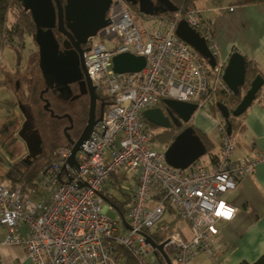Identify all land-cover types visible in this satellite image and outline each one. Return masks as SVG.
Returning <instances> with one entry per match:
<instances>
[{
	"label": "built area",
	"instance_id": "2783aa9c",
	"mask_svg": "<svg viewBox=\"0 0 264 264\" xmlns=\"http://www.w3.org/2000/svg\"><path fill=\"white\" fill-rule=\"evenodd\" d=\"M174 13L133 14L124 0H111L108 23L83 53L91 85L108 100L106 110L73 164L68 144L41 168L35 186L0 183V246L22 245L33 264H167L146 239L147 230L156 232L164 221L162 230L171 232L162 241L163 250L172 264H190L212 252L218 223L231 220L236 211L224 193L252 174L264 157L234 158L235 141L218 120L220 148L214 159L199 158L183 169L165 161L166 147L156 142L145 110L174 99L210 112L233 95L223 79L228 59L219 56L210 22L195 5L181 19ZM179 20L205 41L213 66L176 35ZM125 52L143 56L144 67L114 72L113 56ZM254 101L264 104L263 90ZM115 175L130 193V208L122 215L126 226L108 202L109 179ZM107 211L117 212V218ZM167 215L186 223L188 236Z\"/></svg>",
	"mask_w": 264,
	"mask_h": 264
},
{
	"label": "water",
	"instance_id": "95a60500",
	"mask_svg": "<svg viewBox=\"0 0 264 264\" xmlns=\"http://www.w3.org/2000/svg\"><path fill=\"white\" fill-rule=\"evenodd\" d=\"M24 10L30 12L35 32L33 40L38 49V67L41 75L48 87H55L54 92L58 91L61 100H73L77 95H72L70 85L77 82L80 94L88 93L89 106L86 123L77 139L72 140L68 137L69 144L72 146L68 162H75V154L80 150L81 145L88 137L94 124L101 120L103 116V104L98 117L95 115L97 95L95 88L86 74L83 60L82 45L87 44L90 38L104 27L108 20L106 14L110 8L111 0H18ZM127 4L137 6L138 12L145 15H155L157 12H176L177 8L169 0H124ZM65 36L63 48L61 49L55 38L53 28ZM176 35L185 43L190 45L200 56L208 61L210 65L215 64L205 41L193 30L185 20H179L175 29ZM112 67L116 73L140 71L145 65L143 56H136L131 53L116 54L112 58ZM223 79L232 90L233 94L239 93V88L245 81V58L240 52H233L228 58V64L224 69ZM263 85V79L257 75L250 83L248 90L242 96L238 105L230 112L221 102L216 104V109L226 123L228 133L231 132V125L228 121L229 115L239 116L254 102L257 92ZM43 109H49V102L44 99ZM168 110V116L163 114L160 107L147 109L143 112V117L147 122L161 129L171 127V122H183L185 127L173 138L166 146L164 155L165 161L174 168H186L194 161L206 153V148L200 137L195 133L194 128L188 125L192 115L197 110L196 104L178 101L174 99H164L162 101ZM25 117L19 136L25 142L28 156L35 157L41 153V139L39 134L30 138L25 134L28 117L23 107L20 105ZM55 117H65L70 123L72 119L68 114ZM122 223H127L122 215ZM157 252L163 257L167 264H172L167 253L163 250L164 242L157 244L152 238L147 237Z\"/></svg>",
	"mask_w": 264,
	"mask_h": 264
},
{
	"label": "crops",
	"instance_id": "0c3cea01",
	"mask_svg": "<svg viewBox=\"0 0 264 264\" xmlns=\"http://www.w3.org/2000/svg\"><path fill=\"white\" fill-rule=\"evenodd\" d=\"M194 5L203 18L210 22L221 58L228 59L233 52H240L244 58L253 61L264 74V4L235 6L232 0H195ZM229 7H233V10L230 11ZM18 71L6 72L5 77L0 80V84H8L6 92L9 91V95L6 93L0 97V112L4 111L3 107L9 106V96L19 100L24 112L27 107L34 108L35 77ZM203 111V116H198L196 121L191 117L188 124L205 134L213 145L212 152L218 154L220 138L215 124L221 120V115L212 109L210 112ZM242 122L244 129L233 135L236 144L234 158L257 155L264 157V104L254 101ZM204 155L203 161L210 158L209 155ZM123 183L125 182L122 180L121 185L126 189ZM108 189L114 191L110 183ZM223 199L236 208L233 218L218 223V234L213 239L212 252L200 254L190 264H239L241 261L252 263L264 253V159L252 174L241 178L233 189L224 193ZM173 217L166 216L173 221L176 228L188 236L186 223L175 221ZM20 230L25 232L24 227ZM2 235L3 230L0 228V236ZM0 260L1 264H33L20 244L0 246Z\"/></svg>",
	"mask_w": 264,
	"mask_h": 264
},
{
	"label": "trees",
	"instance_id": "16d2710c",
	"mask_svg": "<svg viewBox=\"0 0 264 264\" xmlns=\"http://www.w3.org/2000/svg\"><path fill=\"white\" fill-rule=\"evenodd\" d=\"M173 3V5L177 8V12L181 15L184 10L190 6L194 5L195 0H169ZM232 4L235 6H243V5H255L260 6L264 4V0H232ZM129 7L134 10L135 13L138 12V7L128 4ZM170 14L174 15V12H157L156 14ZM11 15L13 20L8 21V16ZM35 32V26L33 24L30 12L24 10L22 5L18 0H0V45H10L14 47L18 52H22L25 48V39L27 37L33 40V34ZM55 37L58 42H60L63 36L54 32ZM87 44L86 46H88ZM260 75L263 79V85L256 95L260 93V91L264 88V74L258 69L257 65L250 60L245 58V81L244 84L239 88L238 94H233L229 97H224L221 99L223 104L228 108L231 112L239 103L242 96L248 90L251 81L257 76ZM40 86L35 85L33 95L35 97L36 105L41 103V99L39 97ZM97 100H100L104 103V111L108 105V100L106 97L102 96L100 92H96ZM47 101L49 102V109L53 112V115H50V111L42 108L40 111V117L38 125L40 127V131L42 132V139L45 147L44 153L37 157L35 161L30 166H26L21 162L17 161L12 164L4 179L9 181L11 184L20 183L25 186H35L38 179V173L41 168L49 163L55 156V152L58 148L62 146H66L69 144L68 137L72 140L77 139L84 127V123L87 116L88 109V101H80L78 102V112H74L71 110V107H68L70 101L65 102L60 99L51 92L48 93ZM75 103V102H74ZM71 103V104H74ZM163 105V103H160ZM249 108V107H248ZM247 108V109H248ZM212 110L214 112H218L216 107H213ZM247 111V110H246ZM244 111L239 116L229 115L228 121L231 125L230 135H233L237 131H242L244 129L243 118L246 114ZM64 114H69L72 119L71 127L64 131V128L69 126L67 118L65 117H55L54 115L62 116ZM97 117L99 114L96 115ZM221 121L225 123L223 118L221 117ZM226 124V123H225ZM149 125L154 129H160L159 127ZM190 125V124H188ZM192 126V125H191ZM185 124L182 126H175L172 129H162V131L154 136L155 139H162L165 141L166 145H168L175 135H177L183 128ZM195 130V133L200 137L206 148V155H209L211 159H214L216 154L212 152L213 145L210 140L207 138L205 134L200 132L194 126H192ZM109 183L112 187H114V191H111V197L108 199L116 210L121 215H126L130 208L131 199L130 193L122 187V178L118 176H113L109 179ZM173 221H171L172 223ZM164 221L158 222L156 225L157 231H149L147 230L148 235L157 243L162 242L171 232L162 230V226ZM160 259V258H159ZM239 264H264V253L260 255L255 261L249 263L247 261H241Z\"/></svg>",
	"mask_w": 264,
	"mask_h": 264
},
{
	"label": "rangeland",
	"instance_id": "374dc122",
	"mask_svg": "<svg viewBox=\"0 0 264 264\" xmlns=\"http://www.w3.org/2000/svg\"><path fill=\"white\" fill-rule=\"evenodd\" d=\"M131 9V8H130ZM133 14H136L134 10H132ZM8 21H12L13 18L11 15L7 18ZM95 40V38H93ZM25 48L22 52H18L14 47L10 45H0V80L5 77V73H29L31 77H38V69H37V49L34 47L33 41L31 38L27 37L25 39ZM31 64V66H29ZM6 83L2 82L0 84V97L3 94H8L9 91L6 92ZM12 94V93H11ZM10 97V99H9ZM10 103L8 102L7 107H3L4 111L0 112V183L3 181H7L4 179V176L12 166V164L16 163L20 158H22L27 152L25 142L20 138L19 131L22 127V123L24 121V115L20 108V102L14 96H9ZM43 103L41 102L38 105H34L35 117L37 120V124L39 122L40 117V109L42 108ZM68 107H71V110L74 112H78V104H69ZM203 109H198L192 116L195 121L198 119V116H203ZM211 114V113H210ZM191 118V120H192ZM204 118V117H203ZM190 122V121H189ZM40 129V127H39ZM162 129H155L156 134L160 133ZM155 134V135H156ZM156 142L161 147H166L165 141L162 139H155ZM205 155L201 156L203 159ZM125 185L126 190H129ZM36 199V197H34ZM107 215L112 218H117V212L107 211ZM119 227L122 228L121 222H119ZM172 261H174L171 256ZM214 264V263H213Z\"/></svg>",
	"mask_w": 264,
	"mask_h": 264
},
{
	"label": "flooded vegetation",
	"instance_id": "af4514ba",
	"mask_svg": "<svg viewBox=\"0 0 264 264\" xmlns=\"http://www.w3.org/2000/svg\"><path fill=\"white\" fill-rule=\"evenodd\" d=\"M62 1H64V0H62ZM53 32H55V33L58 32L57 31V27L53 28ZM64 40H65V36H63L62 40L60 42H58L61 49L63 48ZM32 41H33L34 47L37 49V45L35 44L34 40H32ZM87 44L82 45V48L86 49V47H87L86 45ZM36 51H37V63H36L37 65L36 66H37V69H38V77L35 76V85L38 84V86H40L39 97L41 99V102L44 104L43 100L47 99L46 96L48 95L49 92H51L52 94H54V95H56L58 97V91L54 92V89H55L54 86L53 87H48V89L46 91H44V89L46 88L47 85L45 84L44 79H43V77L41 75V72L39 70V67H38V61H39V59H38V49ZM35 85H34V87H35ZM70 88H71V91H72V95L73 96L77 95V97L75 99H73V100H71V99L66 100L65 102L70 101L69 103H74L75 102L74 104H76V103H78L80 101H86L87 100L88 101V106H89V95H88V93L80 94V89L78 87L77 82L72 83L70 85ZM58 99H60V98L58 97ZM62 101H64V100H62ZM102 104H103V111H104V107H105L104 103H102L100 100H96L95 115L100 114ZM158 107H160L162 109L163 114L165 116L169 117V113H168V110L166 109V107H164L163 105H159ZM33 109L34 108H29V107L25 108V114L28 117V122L26 124V129H25L24 133L27 134L28 136H30L31 140H32V138L35 137V135L39 134L40 139H41V145H40L41 146V153L36 155L35 157H31V156L29 157L28 156V150H27L25 155L18 160L19 162H21L22 164H24L26 166L32 165V163L35 161V159L37 157L41 156L44 153V151H45V147H44V143H43V139H42V132L40 131L39 125L37 124V120H36V117H35V112H34ZM87 113H88V109H87ZM86 119H87V116H86ZM169 119L171 120L170 117H169ZM170 122H171V127L168 128V129H172V128H174L177 125L178 126L184 125V123L180 122V121H178V122L170 121ZM85 123H86V120H85ZM85 123H84V125H85Z\"/></svg>",
	"mask_w": 264,
	"mask_h": 264
},
{
	"label": "snow or ice",
	"instance_id": "6c2138e0",
	"mask_svg": "<svg viewBox=\"0 0 264 264\" xmlns=\"http://www.w3.org/2000/svg\"><path fill=\"white\" fill-rule=\"evenodd\" d=\"M227 214H229V215H230V213H227Z\"/></svg>",
	"mask_w": 264,
	"mask_h": 264
}]
</instances>
